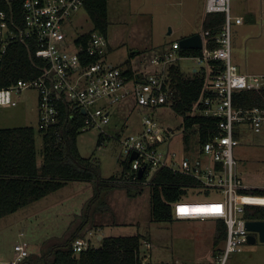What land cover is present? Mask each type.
I'll list each match as a JSON object with an SVG mask.
<instances>
[{
	"label": "built area",
	"instance_id": "built-area-1",
	"mask_svg": "<svg viewBox=\"0 0 264 264\" xmlns=\"http://www.w3.org/2000/svg\"><path fill=\"white\" fill-rule=\"evenodd\" d=\"M232 1L205 0V13L225 14V23L216 39L219 46L210 49L205 47L203 40L202 53L189 56L202 65L210 59L225 62L224 70L209 79L206 87L209 95L201 98L194 109V113L219 118L217 131L204 143L191 146L184 140L183 125L178 132L177 128L162 124L154 114L157 108L172 104L168 67L188 57L177 52L181 48L179 41H174L166 54L153 59V63L162 64L164 69L161 72L131 81L120 66L108 60L107 36L91 29L89 38L77 43L84 33L76 37L69 35L68 29L85 11L84 0H22L24 28L19 29L10 24L8 13L0 1V61L12 41L30 40L48 64L37 77L19 79L8 87L0 88V105H17L16 96L24 89L34 88L38 92L41 127L48 128L58 123V104L61 102L68 105L72 118L79 112L83 113L84 131L98 129L109 136L105 127L111 122V107L130 95L134 96L137 105L147 109L142 116V131L117 136L123 147V157L130 162L131 182L149 185L155 173L157 175L158 171L166 169L193 178L195 184L189 188L212 189L224 196L214 201L186 202L182 199L173 205L177 219L215 218L225 222L227 236L223 248L217 251L209 264H229L234 255L244 250L249 234L246 206H264V193L252 195L241 192L247 187L241 184L237 175L234 154L240 142L236 137L237 125L246 124L254 132H260L264 126V108L235 107L233 93L264 87V74L242 73L232 59V26L244 22L243 16L232 14ZM176 135L183 140L181 152L171 148ZM134 152L138 155L130 161ZM142 168L144 173L139 178L138 172ZM259 189L264 192V186ZM90 245L84 236H78L71 248L78 254ZM144 247L150 248L151 243L145 241ZM15 251L17 258L13 264L29 255L28 245L23 241L15 244ZM175 264L184 263L176 261Z\"/></svg>",
	"mask_w": 264,
	"mask_h": 264
},
{
	"label": "rangeland",
	"instance_id": "rangeland-1",
	"mask_svg": "<svg viewBox=\"0 0 264 264\" xmlns=\"http://www.w3.org/2000/svg\"><path fill=\"white\" fill-rule=\"evenodd\" d=\"M204 1L109 0L107 36L112 48L108 59L117 64L116 61L130 60L137 54L134 63L138 66L140 63L141 67L136 72L139 76L149 75L146 68L150 60L166 53L169 44L180 41L191 32L202 33ZM231 7L233 15L242 14L245 17L243 25L232 26V59L235 61L237 57L240 60L242 73L251 72L250 63L264 64V0H233ZM252 7L253 11H249ZM253 13L255 17H252ZM92 28L89 16L83 11L68 32L76 37ZM160 64L154 63L156 67ZM178 64L187 74H192L194 69L201 70L203 66L189 56L180 59ZM16 99L17 105H0V128L33 126L39 131L37 90L24 89ZM142 111L143 107L135 104L132 97L120 105H113L111 122L105 127L109 139L101 146H98L100 130L89 129L79 135L77 143L82 156L94 158L100 166L102 182L98 183L101 186L98 198H94L97 185L94 181L75 180L65 189L0 219V264H10L17 258L15 244L22 241L28 245L27 260L43 264L44 255L51 253L56 244L68 240L73 225L85 219L87 209L91 210L89 218L92 227L81 236L95 246L100 245V234L95 227L101 224L104 236H125L146 230L156 233V253L152 259L156 263L209 264L214 259L213 253L222 246V243L218 244L213 250L217 219L152 222L148 184L135 187L123 183L107 185L112 175L119 176L123 170V147L117 136L133 132L130 124L141 117ZM155 113L162 124L181 131L183 117L171 105L161 106ZM242 130L243 136L234 149L238 179L244 187L261 188L264 186V131L256 134L246 125ZM179 135L173 137L171 148L181 152L183 140ZM41 144L42 137L38 135L39 147ZM223 197L212 189L195 187L189 188L183 200L214 201ZM255 235L256 242L247 243L241 253L234 255L232 262L264 264V242L258 233Z\"/></svg>",
	"mask_w": 264,
	"mask_h": 264
},
{
	"label": "trees",
	"instance_id": "trees-1",
	"mask_svg": "<svg viewBox=\"0 0 264 264\" xmlns=\"http://www.w3.org/2000/svg\"><path fill=\"white\" fill-rule=\"evenodd\" d=\"M0 1L8 13L10 24L17 26L18 29L24 28L22 0ZM83 8L93 24L91 31H99L107 36L110 25L109 0H84ZM224 23L223 12L205 13L201 33L205 47L214 49L219 46L216 39ZM91 31L82 34L77 43L86 41ZM206 31H209V34H205ZM202 51V49H179L182 56H194L201 54ZM127 64L130 66V60ZM47 66V62L38 54V47L34 42L12 41L0 61V88L8 87L19 79L31 80L40 75ZM224 68L225 62L221 59L208 60L201 70L197 69L192 74L183 72L178 63H172L168 67L169 89L172 94L171 107L183 117L184 140L190 146L204 143L217 131L219 118L194 113V109L201 98L209 95L206 91L209 79L220 74ZM124 72L129 79L133 77L132 69ZM140 79L144 78L140 76ZM232 98L234 106L238 108H264V87L235 91ZM58 107L59 121L51 127L40 126L39 131L33 126L0 128V219L75 180L94 181L97 184L94 198L99 197L101 186L98 183L102 182V177L98 161L92 157L82 156L77 143L79 135L84 131L82 127L85 116L79 112L72 118L67 104L60 102ZM245 125H237L236 137L239 140L243 136L242 127ZM263 131L264 126L260 132ZM38 135L42 137L41 147L38 145ZM108 139V136L100 133L98 146ZM122 164L121 174L112 175L107 185L118 183L134 187L142 185L131 182L129 160L122 161ZM194 184L193 178L166 169L158 171L157 175L155 173L149 184L151 221L177 220L173 205L182 200L189 186ZM241 192L252 195L264 193L259 188H245ZM246 217L249 220H264V206L247 205ZM88 222L89 218L86 215L68 240L52 248L49 253L53 256L52 259L46 260L49 254L44 255L43 264H167L156 263L148 257L144 243L150 237L142 233L104 236L99 240V246L91 244L87 250L74 253L71 244L76 237L84 233L82 230ZM226 236L225 222L217 220L214 245L223 243ZM145 256L147 260L144 259ZM29 263L33 264L31 261Z\"/></svg>",
	"mask_w": 264,
	"mask_h": 264
},
{
	"label": "crops",
	"instance_id": "crops-1",
	"mask_svg": "<svg viewBox=\"0 0 264 264\" xmlns=\"http://www.w3.org/2000/svg\"><path fill=\"white\" fill-rule=\"evenodd\" d=\"M204 3H205V1H204ZM204 3H203V6H202V12H203V14H202V16H201V20H202V25H203V20H204V16H205V10H204ZM249 11H253V7L252 8H249ZM255 13V12H254ZM253 13V14H254ZM236 16H243L242 14H238V15H236ZM108 17H109V11H108ZM244 17V16H243ZM252 17H255V14L252 16ZM110 21V20H109ZM253 21H255V20H252V22ZM244 22H245V17H244ZM244 22L242 23V24H239L240 26L241 25H243L244 24ZM237 25V24H236ZM192 34H195L194 32H191V33H189V34H186L185 36H183V37H186V36H189V35H192ZM182 37V38H183ZM107 39H108V45H109V52L111 51V48H112V44H111V42H110V40H109V38H108V36H107ZM178 41V40H177ZM173 44V43H172ZM172 44H169L168 45V51H170L171 49H172ZM167 51V52H168ZM166 52V53H167ZM177 52H179L178 50H177ZM257 52H260V50H258ZM166 53H164V54H166ZM164 54H162L161 56H163ZM137 57V54L132 58V59H130V66L127 64V59L126 60H123V61H125V62H123V61H120V62H118V61H116V63L117 64H115V62H112L111 60H109L111 63H113V64H115V65H118V66H120L124 71H128L129 69H132L133 70V77L130 79L131 81H137L138 79H140V74L139 73H137L136 71H138V70H140V67H141V64L139 63V66H138V64H135L134 63V60H135V58ZM108 58H109V54H108ZM153 59L154 58H152L151 60H150V64H148V67L146 68V70H147V72H148V74L149 75H151V74H154V73H158V72H156V71H159V72H161L164 68H163V66H162V64H160L161 66L160 67H156V65H154V63H153ZM237 63H236V62ZM235 63L238 65V67H239V69H240V60L239 59H237V57H236V59H235ZM124 63H126L125 65H123ZM129 66V67H128ZM249 66V68L250 69H252L253 71H251V72H248V71H246L247 73H258V74H264V64H262V63H250V65H248ZM242 67V66H241ZM195 70V69H194ZM147 75V74H146ZM144 76V77H147V76H149V75H147V76ZM142 76V77H143ZM143 77V78H144ZM141 80V79H140ZM128 97H132L133 99H134V101H135V104H136V99H135V97L134 96H132V95H130V96H128ZM127 97V98H128ZM127 98H125L124 100H122L120 103H118L119 105L120 104H122ZM145 108H143V111H142V115H141V117H139L136 121H133V122H131V124H130V127H131V129L133 130V133H138V132H141L142 131V116H143V114H144V112H145ZM157 110V109H156ZM155 110V111H156ZM155 111H154V114L156 115L157 113H155ZM111 115H112V113H111ZM112 117V116H111ZM123 129H122V127H121V129H120V131H122ZM132 133V132H131ZM71 185V182H69L66 186H64L63 188H61V189H65L67 186H70ZM61 189H59V190H61ZM59 190H57V191H59ZM57 191H55V192H57ZM54 193V192H53ZM88 208V207H87ZM87 211V216H88V218H89V213L91 212V210L90 209H87L86 210ZM82 221L83 220H81L78 224L76 223L75 225H73L74 226V229H73V231L82 223ZM92 220L89 218V222L86 224V226L84 227V229L82 230L83 232H86L88 229H90L91 227H92ZM95 229H96V231L100 234L99 235V239H101V237L100 236H102V238L104 237V234L102 235V233H103V227H102V225L101 224H98V225H96V227H95ZM137 233H142V234H145V235H148L150 238L147 240L149 243H151V247L150 248H145L146 249V251L147 250H149L148 251V254H149V257H151L150 259L152 260L153 259V257L155 256V253H156V233H153V232H151L150 230H146V231H143V232H140V231H138ZM213 239H215V236H214V238ZM213 243H214V241H213ZM223 245H224V242L222 243V246H220L219 248H218V250L217 251H219L221 248H223ZM214 244H213V250H214ZM215 248H216V246H215ZM215 252H216V250H215ZM214 252V253H215ZM212 253H213V251H212ZM214 253H213V256H214ZM217 253V252H216ZM215 253V254H216ZM29 256V255H28ZM52 257V256H51ZM51 257H50V255L48 256V257H46V260L48 259H51ZM25 259H27V257L25 258ZM24 260V259H23ZM147 260V259H146ZM233 260V259H232ZM232 260L230 261V263L229 264H240V263H235L234 261L232 262ZM232 262V263H231ZM12 263V262H11ZM10 263V264H11ZM29 264H31V263H29ZM34 264V263H33Z\"/></svg>",
	"mask_w": 264,
	"mask_h": 264
},
{
	"label": "water",
	"instance_id": "water-1",
	"mask_svg": "<svg viewBox=\"0 0 264 264\" xmlns=\"http://www.w3.org/2000/svg\"><path fill=\"white\" fill-rule=\"evenodd\" d=\"M181 48L184 49H201L203 47V37L201 33H195L186 37L181 38L179 41ZM196 70V69H195ZM137 153H133L130 157V161L137 157ZM144 173V168L138 172L139 178H142ZM246 227L249 230L247 237L248 243H255L257 237L255 233L259 234V238L264 242V220H248L246 222ZM102 238V236H101Z\"/></svg>",
	"mask_w": 264,
	"mask_h": 264
},
{
	"label": "flooded vegetation",
	"instance_id": "flooded-vegetation-1",
	"mask_svg": "<svg viewBox=\"0 0 264 264\" xmlns=\"http://www.w3.org/2000/svg\"><path fill=\"white\" fill-rule=\"evenodd\" d=\"M29 260H27V259H24V260H22V261H20L18 264H29ZM11 264H13V263H11Z\"/></svg>",
	"mask_w": 264,
	"mask_h": 264
},
{
	"label": "bare ground",
	"instance_id": "bare-ground-1",
	"mask_svg": "<svg viewBox=\"0 0 264 264\" xmlns=\"http://www.w3.org/2000/svg\"><path fill=\"white\" fill-rule=\"evenodd\" d=\"M183 209H185V207H183Z\"/></svg>",
	"mask_w": 264,
	"mask_h": 264
}]
</instances>
